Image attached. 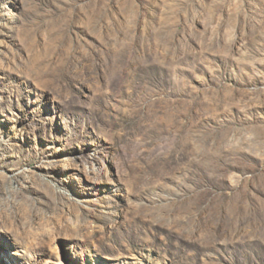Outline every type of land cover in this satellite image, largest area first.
<instances>
[{"label": "rangeland", "instance_id": "374dc122", "mask_svg": "<svg viewBox=\"0 0 264 264\" xmlns=\"http://www.w3.org/2000/svg\"><path fill=\"white\" fill-rule=\"evenodd\" d=\"M0 264H264V0H0Z\"/></svg>", "mask_w": 264, "mask_h": 264}, {"label": "trees", "instance_id": "16d2710c", "mask_svg": "<svg viewBox=\"0 0 264 264\" xmlns=\"http://www.w3.org/2000/svg\"><path fill=\"white\" fill-rule=\"evenodd\" d=\"M198 174L199 175H197L198 177L196 178V181L198 182L199 185H201V188L205 187L207 189L208 194H210V192L218 191V185L208 180L207 178L209 174L208 172L202 170V171H199Z\"/></svg>", "mask_w": 264, "mask_h": 264}]
</instances>
